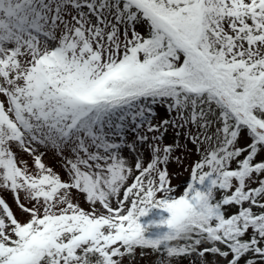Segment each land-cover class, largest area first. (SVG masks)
Segmentation results:
<instances>
[{
  "label": "trees",
  "instance_id": "obj_1",
  "mask_svg": "<svg viewBox=\"0 0 264 264\" xmlns=\"http://www.w3.org/2000/svg\"><path fill=\"white\" fill-rule=\"evenodd\" d=\"M93 1L94 8L104 1L98 13L101 23L89 28L92 32L101 28L102 37L95 53L100 54L103 49V54L97 69L103 70L109 58L117 62L123 47L132 49L135 57L133 65L105 84L97 112L105 105L115 107L139 94H149L156 101L170 96L175 101L173 116L179 124L184 121L183 125H189L185 127L186 133L191 131L201 150L198 172L205 175L210 160L214 159L222 186L229 187L228 171L235 169L241 176L244 170L251 169L250 165H257L251 169L256 171L264 167V158L254 164H245L241 151L229 148L233 136L245 132L249 135L248 148L252 147V154L260 147L264 149V74L261 75L264 72V0L249 11L227 18L221 12L201 15L199 0ZM69 7L75 13L73 5ZM46 14L39 1L31 14H20L18 18L27 21L26 25L37 26L40 16ZM143 23L149 24V34H143L139 29ZM112 29L116 30L115 34L112 39L107 38V32ZM119 33L122 37L117 42ZM140 51L143 59L137 56ZM81 60L79 54L73 57L68 70L82 64ZM26 67V64L22 65V68ZM166 71L170 74L166 75ZM46 72L60 87H65L67 79L59 69H46ZM186 111L190 112L191 121L184 115ZM94 118L92 115L80 122L75 131L83 140L75 146L68 144L75 131L67 137L60 127H49L47 131H56L62 145L60 150L45 152L42 159L77 153L85 144L92 147L99 140L94 129L88 128ZM210 142L213 145H207ZM9 152V148L0 145V161H6ZM227 158H236L238 166L235 167L238 168H229ZM32 162L36 169L42 167L36 160ZM29 173L28 168L22 167L8 181ZM4 181L0 176V183ZM239 190L234 187L219 191L216 187L215 194L205 195L200 188L197 202L173 206L168 218L152 224L140 238L132 239L123 232L127 256L132 258L139 253L151 264H177L179 260L186 264H205V255L231 252L236 259L230 264H242L245 253L264 254L263 233L255 231L257 227L263 230L264 204L245 206L236 214L224 212L225 202H238ZM263 190L264 185L260 192ZM157 201L151 203L152 208L161 206V200ZM71 209V212L91 210L88 205ZM14 213L21 217L24 211L16 208ZM69 213L67 218L51 213L44 214L43 220L37 217L34 223L22 225V234L19 232L21 219L8 223L1 237L0 264H21L13 260L23 251L30 258L22 264H124L121 256L112 251V244L76 242L80 224ZM94 214L99 216L97 211ZM251 217L256 218L251 220ZM138 221L139 215L135 212L133 225ZM248 226L252 228L250 232ZM36 229L39 233L35 241L29 243ZM149 238L156 242L143 243ZM79 245H86L87 251L77 258L71 257L72 249ZM102 246L105 253L100 251ZM249 260L247 258L245 264Z\"/></svg>",
  "mask_w": 264,
  "mask_h": 264
},
{
  "label": "rangeland",
  "instance_id": "obj_2",
  "mask_svg": "<svg viewBox=\"0 0 264 264\" xmlns=\"http://www.w3.org/2000/svg\"><path fill=\"white\" fill-rule=\"evenodd\" d=\"M3 1L10 4V8L8 10L5 5L0 7V145L5 148L8 144L14 146L15 150L10 153V164L7 170L15 172V152L35 155L41 148L43 152L55 151L59 144L56 131H43L44 127L41 124L38 125V131L34 130L36 136H29L25 131L27 127L30 128L32 118L46 124H52L59 118V123H62L82 112L88 105L78 100L71 92H61L59 88L49 87L50 84L46 82L37 81L40 86L37 87L36 77L33 80L28 70L14 68L18 67V63H24L26 59L30 64L36 58L37 64L40 65L45 61L46 52L57 54L65 51L70 59L76 51L82 57L81 61L95 62L103 53L98 54L95 60H90L89 54L98 49L96 40L102 37L101 28L94 29L93 33L89 32V28L91 25L101 23L97 13L104 1L94 8L93 0H56V8L73 5L77 9L78 16L73 15L67 7L62 11V20L56 9L59 19L57 22L53 12L40 16V24L47 25L43 27L44 30L36 27L39 34H32L35 27H29L26 21L22 25L18 21H10L11 15L18 18L20 14H30L34 0H0V4ZM257 1L202 0L201 11L203 14H213L217 11L222 12L224 17H236L244 11H249ZM140 30L143 33H149L147 25L141 26ZM115 32V29L109 30L107 38L112 39ZM121 37L119 33L116 41L118 42ZM21 43H23L22 46ZM37 49L38 52H36ZM127 49L124 47L121 49L122 55L127 53ZM130 56H126V60H130ZM137 56L142 58L143 53L140 51ZM125 63H121L117 70L125 66ZM67 69L59 70L63 73ZM91 72L90 69L85 71L83 66H76L75 69L76 75L82 76L83 79L88 78ZM44 88L46 90L41 91ZM171 102L168 99L156 106L147 98L134 99L127 107L122 106L102 115L98 127L94 130L101 136V143L92 147L85 144L73 154L48 156L45 159L48 166L45 176L53 186L52 191H47L46 186H41L39 193L36 192L33 186L43 182L42 178H37L30 188L20 181L14 183L17 191L28 195L29 201L33 200L41 206L38 208L36 205V208L32 205L28 208H32L33 211L24 210L23 215L19 217L18 213L11 212L12 209L6 204L4 197L3 200L0 199V237L3 236L7 223H13L18 219H21L19 232L22 234L24 230L22 225H26L27 222L34 223L41 215L51 213L67 218V214L73 211L68 208L69 203H74L70 200L79 202L87 198L101 210L102 216L99 218H102L107 230H93L96 241L108 242L111 237L120 238L119 233L128 230L131 212L136 207L143 209L133 210L139 215L140 221L136 225L140 227L139 231L148 228L162 215L167 214L175 199L178 197L183 199L189 195V192L193 193L196 186L201 185L203 178L201 177L203 173L199 172L201 176L196 174L198 167L201 166L199 147L187 135L185 125L179 124L175 117L168 120ZM163 127L166 129L163 130ZM79 143L80 135H77L69 144L75 146ZM249 143V135L238 132L233 136L229 148L240 150L241 158L253 164L254 161L264 158V149L259 148L252 154V147L246 148ZM207 145H213V143L210 142ZM24 156L27 160L23 165L35 169L31 157ZM237 163L236 158L226 159V165L229 168H238L235 167V165L238 166ZM206 170L203 179L205 195L215 194L216 187L219 191L233 190L234 187L240 189L237 193L238 202L227 204L229 210L226 214L236 212V209L240 207L258 206L264 201V190L260 192L264 185V167L257 171L246 169L241 176L229 177V187L222 186L214 159L210 160ZM62 181H71L72 184L60 187ZM246 188L252 190L243 193ZM6 196L10 204L14 206L9 192H6ZM46 198L54 207L50 209L43 207ZM155 199H160L162 206L159 209L147 207ZM232 203H235V206ZM82 204L86 203L82 202ZM250 228L247 227L248 232ZM255 231L264 234V228L261 230L257 227ZM87 234L90 235L89 231ZM155 242L156 239L149 238L143 243ZM114 243L116 244H112L114 246L112 251L121 256L124 264H151L147 257L139 253L132 258L127 256V246L119 242V239H115ZM136 250L139 251L140 248L137 247ZM72 251L73 257H78L84 253L85 248L75 247ZM231 257L236 256H233L231 252L216 253L213 257L206 255L204 262L205 264H230ZM252 257L254 261H251ZM247 258H250L248 264H264L263 254L255 252L253 256H249L245 253L242 262ZM177 264L186 263L179 260Z\"/></svg>",
  "mask_w": 264,
  "mask_h": 264
}]
</instances>
